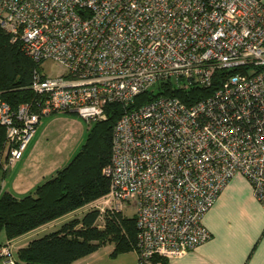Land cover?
Wrapping results in <instances>:
<instances>
[{"label":"built area","instance_id":"obj_1","mask_svg":"<svg viewBox=\"0 0 264 264\" xmlns=\"http://www.w3.org/2000/svg\"><path fill=\"white\" fill-rule=\"evenodd\" d=\"M0 28L38 65L64 68H33V102L0 98V159L22 156L42 116L93 122L123 106L102 172L114 210L134 212L136 264L208 240L203 216L235 175L264 208V0H0ZM161 81L215 88L192 104L159 95L128 107ZM15 239L0 264H22Z\"/></svg>","mask_w":264,"mask_h":264},{"label":"trees","instance_id":"obj_2","mask_svg":"<svg viewBox=\"0 0 264 264\" xmlns=\"http://www.w3.org/2000/svg\"><path fill=\"white\" fill-rule=\"evenodd\" d=\"M37 62L26 55L19 42L0 28V98L13 108L33 102L30 89L33 68ZM208 88L188 85L178 88L161 81L137 94L128 107H137L159 95H175L186 104L210 94ZM124 108L119 103L106 106V118L93 121L79 151L63 167L20 197L8 191L0 195V244L38 226L60 218L78 207L107 193L109 178L102 172L111 159V133ZM4 130L0 128V153ZM99 220H102L99 224ZM3 235V238L1 237ZM133 215L120 211L90 208L79 216L62 221L56 228L29 239L16 250L22 264H72L105 244H113L111 255L136 247Z\"/></svg>","mask_w":264,"mask_h":264},{"label":"crops","instance_id":"obj_3","mask_svg":"<svg viewBox=\"0 0 264 264\" xmlns=\"http://www.w3.org/2000/svg\"><path fill=\"white\" fill-rule=\"evenodd\" d=\"M38 140L35 128L22 156L13 163L14 175L8 192L15 197L31 191L61 168L60 159H38L35 155ZM65 216L67 214L18 236V239H25L18 247L56 228L67 219ZM202 221L210 238L181 254L168 257L167 264H264V208L244 177L235 175L226 183ZM113 247V244H105L72 264H136L135 249L111 255Z\"/></svg>","mask_w":264,"mask_h":264},{"label":"rangeland","instance_id":"obj_4","mask_svg":"<svg viewBox=\"0 0 264 264\" xmlns=\"http://www.w3.org/2000/svg\"><path fill=\"white\" fill-rule=\"evenodd\" d=\"M38 67L47 76H56L64 71L62 65L52 60H43L39 63ZM39 121L40 123L36 127L39 140L35 147V155L42 161L51 158L60 159V164H62L61 167L65 166L79 151L92 125V122H87L76 112H54L50 115L42 116ZM14 162L7 163L3 154L0 163V195L10 189L11 180L14 175ZM90 208H100L103 212H112L114 211L113 200L105 193L93 201L78 207L65 217L70 218L79 216ZM122 211L124 215L128 216L134 213L130 207H124ZM101 223L102 222L99 221V224ZM1 237L3 238V235H1ZM15 240L17 243L16 245L25 241L24 238L18 239V237H16Z\"/></svg>","mask_w":264,"mask_h":264}]
</instances>
